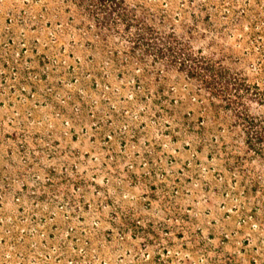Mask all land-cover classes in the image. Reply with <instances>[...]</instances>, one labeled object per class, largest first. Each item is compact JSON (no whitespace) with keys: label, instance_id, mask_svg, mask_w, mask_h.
Instances as JSON below:
<instances>
[{"label":"rangeland","instance_id":"rangeland-1","mask_svg":"<svg viewBox=\"0 0 264 264\" xmlns=\"http://www.w3.org/2000/svg\"><path fill=\"white\" fill-rule=\"evenodd\" d=\"M0 264H264V0H0Z\"/></svg>","mask_w":264,"mask_h":264}]
</instances>
